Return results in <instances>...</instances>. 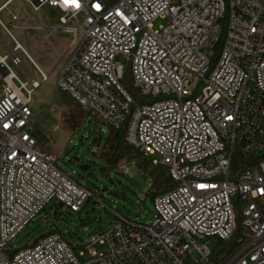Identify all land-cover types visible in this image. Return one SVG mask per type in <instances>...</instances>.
Returning <instances> with one entry per match:
<instances>
[{
    "label": "built area",
    "instance_id": "obj_1",
    "mask_svg": "<svg viewBox=\"0 0 264 264\" xmlns=\"http://www.w3.org/2000/svg\"><path fill=\"white\" fill-rule=\"evenodd\" d=\"M22 1L38 14L56 8L57 29L74 35L57 90L108 127L126 124L128 143L156 155L177 185L152 199L146 223L115 212L111 228L84 241L49 233L14 247L50 203L78 212L91 191L35 137L32 93L48 76L0 21L15 42L0 39V264H206L208 240L229 241L238 222L237 245L217 264H264V0ZM13 27L46 29L40 15ZM120 54L148 101L121 83Z\"/></svg>",
    "mask_w": 264,
    "mask_h": 264
},
{
    "label": "rangeland",
    "instance_id": "obj_2",
    "mask_svg": "<svg viewBox=\"0 0 264 264\" xmlns=\"http://www.w3.org/2000/svg\"><path fill=\"white\" fill-rule=\"evenodd\" d=\"M4 0H0V4ZM11 14L17 20L11 19ZM39 15L42 18L44 30H23L14 28V24L37 25ZM59 11L50 6H43L40 14L33 7L22 1L12 0L6 9L0 12V20L5 28L16 38L28 52L37 66L48 76L32 93L30 104L34 129L39 137V143L57 156V166L72 179L80 182L91 191L90 198L80 211H73L64 206L50 203L38 218L29 223L20 235L12 241V245L22 249L28 245L32 237L48 232L52 227L65 232L71 243L86 240L90 234H96L111 228L116 220L115 212L126 217L146 223L153 214L150 177L134 160H118L115 166L105 162L100 156V150L109 134L108 126L93 118L85 117L71 131L63 128L62 113L66 110L65 97L72 101L64 92L57 90L56 84L62 67L74 49V35L58 30ZM165 23L158 19L154 26ZM75 23L69 22L68 25ZM4 27L0 25V39L8 48H13L14 40ZM80 36L78 35L77 40ZM6 49L0 44V54ZM24 68L34 73L40 81V75L34 70L22 50L15 52ZM116 59L127 68L128 61L123 55ZM13 72L22 81L28 80L27 75L8 60ZM130 93V92H129ZM65 96V97H64ZM138 153V152H136ZM150 160L158 158L148 156ZM153 163V162H152ZM155 164V163H153ZM219 241L208 240L212 249ZM198 245L202 242L197 241ZM104 246H98V251ZM80 260H83L80 257Z\"/></svg>",
    "mask_w": 264,
    "mask_h": 264
},
{
    "label": "trees",
    "instance_id": "obj_3",
    "mask_svg": "<svg viewBox=\"0 0 264 264\" xmlns=\"http://www.w3.org/2000/svg\"><path fill=\"white\" fill-rule=\"evenodd\" d=\"M121 83L127 89V91L130 92L135 102H146L149 100L148 98L143 97L140 94V92L133 87L132 80L130 77V71L128 68L124 71ZM64 99L67 104V107L66 110L62 113L61 123L64 129L71 131L77 126L78 123H80L83 120V118L87 117V114L83 112L79 104L73 101L70 97L69 99L74 104H71L66 97ZM108 129H109V134L99 154V156L105 162L115 166L118 160L136 161L138 166L151 179V187L149 190V195L152 197V199L157 195L170 191L177 185V183L171 178L169 172L164 166L160 164H153L152 160H150L148 156H145L142 152L133 148L128 143L126 139V124L122 125L118 129H115L113 127H108ZM35 137L37 138L38 141H39V137H41V139L43 140L45 139L42 138V136L36 131H35ZM49 233H63V232L56 227L55 228L52 227L48 232L44 234H40L38 236L42 237ZM239 233H240V223L238 222L234 234L229 241L225 242L218 240L219 243L212 248L211 256L206 264H217L218 261L221 258H223L224 255H226V253H228L233 248H235L237 245V240L239 238Z\"/></svg>",
    "mask_w": 264,
    "mask_h": 264
},
{
    "label": "crops",
    "instance_id": "obj_4",
    "mask_svg": "<svg viewBox=\"0 0 264 264\" xmlns=\"http://www.w3.org/2000/svg\"><path fill=\"white\" fill-rule=\"evenodd\" d=\"M7 1H8V0H4V1L0 4V6L3 5L4 3H6ZM11 2H12V1L8 2L4 9H6L7 6H8ZM4 9H3V10H4ZM12 15H14V14H11V19H12ZM15 16H16V15H15ZM16 17H17V16H16ZM16 20H17V19H16ZM0 21H1V20H0ZM13 21H14V20H13ZM1 22H2V21H1ZM2 24H3V23H2ZM3 25H4V24H3Z\"/></svg>",
    "mask_w": 264,
    "mask_h": 264
},
{
    "label": "snow or ice",
    "instance_id": "obj_5",
    "mask_svg": "<svg viewBox=\"0 0 264 264\" xmlns=\"http://www.w3.org/2000/svg\"><path fill=\"white\" fill-rule=\"evenodd\" d=\"M66 2H67V0H66ZM73 2H74V0H73Z\"/></svg>",
    "mask_w": 264,
    "mask_h": 264
}]
</instances>
